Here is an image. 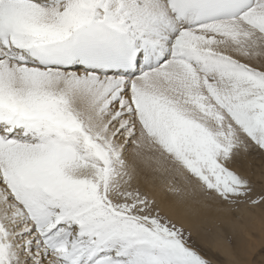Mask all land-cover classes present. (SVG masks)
Listing matches in <instances>:
<instances>
[{"label": "snow or ice", "instance_id": "6c2138e0", "mask_svg": "<svg viewBox=\"0 0 264 264\" xmlns=\"http://www.w3.org/2000/svg\"><path fill=\"white\" fill-rule=\"evenodd\" d=\"M256 156L264 0H0V264H211Z\"/></svg>", "mask_w": 264, "mask_h": 264}, {"label": "rangeland", "instance_id": "374dc122", "mask_svg": "<svg viewBox=\"0 0 264 264\" xmlns=\"http://www.w3.org/2000/svg\"><path fill=\"white\" fill-rule=\"evenodd\" d=\"M249 158V166L245 170L255 173L253 178L258 185L264 183L263 177H260L264 160H261L259 156ZM241 160L236 165L240 168L244 166ZM258 213V219L264 224V211L261 210ZM237 214L238 212L233 213L232 216L236 217ZM225 218L220 216L215 219V222H206L194 233L196 245L205 258L211 264H231L228 263L231 257L237 258L239 264H264V232L262 236L257 237L255 236L257 230L252 229L250 232L253 236L245 237L242 232L232 230ZM244 256H247L249 261L242 259Z\"/></svg>", "mask_w": 264, "mask_h": 264}, {"label": "bare ground", "instance_id": "6f19581e", "mask_svg": "<svg viewBox=\"0 0 264 264\" xmlns=\"http://www.w3.org/2000/svg\"><path fill=\"white\" fill-rule=\"evenodd\" d=\"M241 161H242V165L244 164V166H242V168H240L239 166L237 167L239 169L245 170L249 166L248 164L250 162V158L244 157L242 158ZM261 168H264V164L262 165ZM260 177H263L264 179V175L261 174ZM259 211L261 210L250 209L246 205H241L236 217L230 216V217H226V218L224 217V218L228 221L232 230L236 232H240V233L242 232L245 237H248V236L252 237L253 234L250 232V230L256 229L257 232L255 233V236L258 237V236H262L264 232V224H262V221H260L257 216V214H259L258 213ZM242 259L249 261V258L247 256L242 257ZM229 262L231 264H239V260L235 257H231L230 259H228V263Z\"/></svg>", "mask_w": 264, "mask_h": 264}]
</instances>
